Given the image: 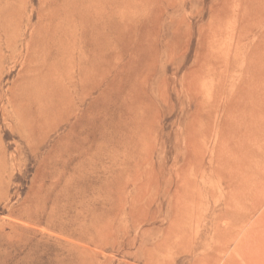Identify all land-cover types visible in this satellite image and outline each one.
Segmentation results:
<instances>
[{"label":"rangeland","instance_id":"rangeland-1","mask_svg":"<svg viewBox=\"0 0 264 264\" xmlns=\"http://www.w3.org/2000/svg\"><path fill=\"white\" fill-rule=\"evenodd\" d=\"M144 263L264 264V0H0V264Z\"/></svg>","mask_w":264,"mask_h":264},{"label":"bare ground","instance_id":"bare-ground-1","mask_svg":"<svg viewBox=\"0 0 264 264\" xmlns=\"http://www.w3.org/2000/svg\"><path fill=\"white\" fill-rule=\"evenodd\" d=\"M233 4V3H232ZM215 36V35H214ZM217 39V38H216ZM214 42V41H213ZM219 43V42H218ZM223 43V42H222ZM214 45V44H213ZM218 45V44H217ZM204 70H205V68H204ZM206 73V72H205ZM204 76V75H203ZM207 78V77H206ZM210 78V77H209ZM202 81V80H201ZM206 81V80H205ZM210 85V84H209ZM204 88V87H203ZM208 89V88H207ZM129 238V237H128ZM134 239V238H133ZM162 239V238H161ZM180 240V239H179ZM127 241V240H126ZM129 241V240H128ZM197 241V240H196ZM160 242V241H159ZM193 242V241H192ZM200 242V241H199ZM164 243V242H163ZM177 244V243H176ZM194 244V243H193ZM195 245V244H194ZM193 248H194V246H193ZM191 249H192V247H191ZM148 254V253H147ZM197 254V253H196ZM201 254V253H200ZM157 255V254H156ZM195 255V254H194ZM198 255V254H197ZM198 257V256H197ZM146 258V257H145ZM144 258V259H145ZM159 258V257H158ZM202 258V257H201ZM152 259H154V258H151V257H147L146 258V260H145V262H151V261H153ZM198 262V261H197ZM145 264V263H144ZM150 264V263H149Z\"/></svg>","mask_w":264,"mask_h":264}]
</instances>
